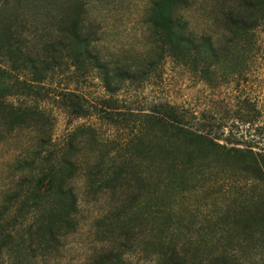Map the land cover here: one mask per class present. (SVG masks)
I'll return each instance as SVG.
<instances>
[{"label":"trees","instance_id":"trees-1","mask_svg":"<svg viewBox=\"0 0 264 264\" xmlns=\"http://www.w3.org/2000/svg\"><path fill=\"white\" fill-rule=\"evenodd\" d=\"M23 1L0 0V123L10 130L31 128L38 132L41 148L33 163L35 166L40 161L41 165L26 188L22 187L20 194L11 195L0 206V264H22L20 256L24 254L29 258L46 257L59 250L61 240L78 227V197L73 183L79 177L85 179L88 193L93 196L106 192L121 195L120 205L104 232L113 246L98 257L97 264H124L125 249L132 246V241L137 246L139 241L149 246L155 264H236L230 252L231 241L212 237L211 241L202 239L194 244L186 237L182 240L178 234L181 227L187 229L174 210V202L190 188L184 173L201 174L205 168L198 160L211 155L238 164L247 177V184L241 188L242 196H236L222 213L223 235L239 228L234 243L237 250L249 243L256 253L258 247L264 249V152L227 148L214 142L189 128L184 116L170 104L160 107V116L150 113L131 118L133 115L103 113V118L113 126L137 124L138 134L127 140L120 156L110 154L107 145L102 146L96 140L93 129L83 126L69 132L61 144L47 148V116L37 107L16 106L6 100L39 96L46 78L58 70L95 69L109 95L104 104L114 110L118 102L114 95L120 88L126 82L148 80V72L165 58L176 64L202 65L204 77L226 64H232L231 69L249 64L255 45L252 38L257 31L264 34V0H235L229 4L222 17L221 38L196 35L191 30L187 19L178 14L187 9L189 0H153L144 23L150 49L157 57L133 63L140 66L109 62L101 56L90 34L83 32L81 0H26L32 11L36 4L40 6L41 10L34 14L41 12L42 20L47 22L54 7L60 12L54 19V30L43 24L42 43L29 47L25 31L30 33V29L24 28L18 14ZM14 9L16 12H12ZM79 99L77 94L68 92L60 101L75 118L93 115ZM146 135L160 142L161 158L146 163L144 175L139 171L140 158L155 155L143 140ZM92 141L96 147L87 151ZM10 204L15 208L13 214L9 211ZM147 211L145 219L151 220L150 241L142 240L139 227L143 222L130 221L131 216H141ZM8 219L24 226V235L9 230L5 226Z\"/></svg>","mask_w":264,"mask_h":264},{"label":"rangeland","instance_id":"rangeland-1","mask_svg":"<svg viewBox=\"0 0 264 264\" xmlns=\"http://www.w3.org/2000/svg\"><path fill=\"white\" fill-rule=\"evenodd\" d=\"M81 1L84 9L83 32L90 34L97 51L107 61L140 66L142 64L133 63L157 57L150 49V36L144 23L153 0ZM233 1L235 0H189L187 9L178 14L187 19L196 35L221 38L224 34L223 13ZM32 9L33 11L24 0L22 9L18 11L24 28L30 29L31 34L25 31L29 47L42 43L43 26L48 25L53 31L54 19L60 15L59 10L54 7L48 18L51 20L47 22L42 20L44 17L41 12L34 14L41 10L39 5L36 4ZM252 39L255 45L249 64L239 65L235 69L229 66L232 64H226L213 69L207 77H204L202 65L176 64L170 58H165L148 72V80L126 82L120 88L114 95L118 100L113 106H116L114 110L104 104L109 95L103 89L95 69L58 70L46 78L39 96L9 97L6 100L16 106L37 107L47 116V148L61 144L69 132L83 126L93 129L96 140L102 146L107 145L106 148L111 150L110 154L120 156L127 140L138 134L137 124L113 126L103 118V113L133 115L131 118L150 113L160 116V107L170 104L184 116V123L189 128L208 136L214 142L227 148H250L260 153L264 152V34L257 31ZM68 92L77 94L82 105L89 108L93 115L75 118L63 108L60 99ZM150 137L151 135H146L143 140L155 151V155L142 157V163L138 162L139 171H143L144 175L147 171L146 163H155L161 158L160 142L154 141V138L151 140ZM38 140V132L31 128L10 130L0 123V206L11 195L20 194V189L26 188L28 180L37 176L41 163L36 161L34 166L33 159L41 148ZM95 147L92 141L87 151ZM41 156H44V151ZM198 162L205 170L201 174L184 173L190 188L174 202V210L180 217L181 224H186L184 227H187L179 229L180 238L184 240L186 237L194 244L202 239L211 241L212 237L222 239V242L231 241L233 246L230 252L232 258L237 260L236 264H264L263 247H258L259 251L256 253L253 244L249 243L242 244V248L237 250L234 243L240 234L239 228H233L224 235L220 228L223 211L230 207L236 196H242L241 188L247 184L246 173L231 160L214 158L212 155ZM147 182L148 180L144 182L145 186L148 185ZM73 185L78 197L76 231L61 240L60 248L54 254L35 258L24 254L20 256L22 264H97L98 257L112 248L113 244L104 232L114 218L115 208L120 205L121 195L106 192L93 196L88 193L83 177L77 178ZM9 207L10 214H13L14 206L10 204ZM147 213L149 212H144L141 216L133 215L130 221L133 224L143 222L139 227L142 240L150 241L148 223L151 220L145 219ZM216 224L219 225L216 227ZM5 226L18 236L24 235L25 227L11 219L5 222ZM213 226V230L209 232L208 228ZM127 241L129 240H125ZM149 251L151 249L146 244L139 241L137 246V242L132 241V246L125 249L124 264H155V256Z\"/></svg>","mask_w":264,"mask_h":264}]
</instances>
